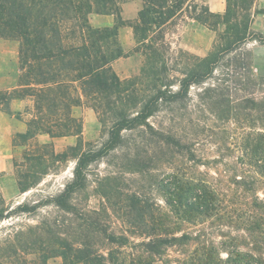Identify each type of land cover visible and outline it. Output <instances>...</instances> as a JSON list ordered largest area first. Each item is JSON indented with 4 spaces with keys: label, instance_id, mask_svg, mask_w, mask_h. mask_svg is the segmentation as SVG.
<instances>
[{
    "label": "rangeland",
    "instance_id": "374dc122",
    "mask_svg": "<svg viewBox=\"0 0 264 264\" xmlns=\"http://www.w3.org/2000/svg\"><path fill=\"white\" fill-rule=\"evenodd\" d=\"M119 1L125 24L115 40L122 53L110 62L118 81L99 87L65 76L61 94L77 100L75 104L57 100L37 113L27 88L18 86L19 43L0 38V264H39V254L62 239L75 246L86 240L101 251L118 248L106 244L104 232L141 241L148 229L145 219L153 213L141 218L129 208L125 212V206L138 196L148 205L165 207L158 185L172 172L203 179L216 189L218 200L208 215L190 221L171 214L176 235L185 233L189 240L172 246L166 263L154 264H193L189 259L200 246L201 264H226L228 258V264H264V174L239 158L238 147L249 126L260 127L264 117L248 107L236 110V103L250 94L234 88L251 75L264 77V44H241L221 59L212 77L172 97L185 73L223 45L231 30L225 23L210 28L180 14L139 42L131 24L141 0ZM195 2L221 19L225 0ZM250 12L249 30L264 35V0H254ZM88 19L93 27H111L115 16L91 13ZM263 89H255L256 95ZM159 91L167 100L152 103L145 125L122 130L112 149L84 165V184L72 195L74 209L56 207L53 202L71 181L78 156L102 148L112 123L133 116ZM35 116L42 117L51 133L24 135ZM62 125L74 127L70 134L54 135ZM211 245L213 252L206 250ZM203 250L211 254L208 263H203ZM46 263L63 260L52 256Z\"/></svg>",
    "mask_w": 264,
    "mask_h": 264
},
{
    "label": "trees",
    "instance_id": "16d2710c",
    "mask_svg": "<svg viewBox=\"0 0 264 264\" xmlns=\"http://www.w3.org/2000/svg\"><path fill=\"white\" fill-rule=\"evenodd\" d=\"M253 1L225 0V9L220 19L218 14L211 12L204 4L198 5L195 0H141L137 18L131 24L139 42L148 38L149 31L160 29L180 14H186L210 28L225 23L231 30L230 38L223 45L215 52L199 58L198 63L185 73L178 81V91L174 92L172 97L186 93L191 84L200 81L202 83L212 77L221 59L234 52L241 44L248 40L264 44V35L249 30ZM119 2V0H0V38L14 39L19 43L22 71L18 77V86L27 88L24 89L25 94L34 98L37 113H42L45 103L50 106V103L59 100L67 106L77 102L69 95L61 94L65 76L70 77L68 79L73 82L83 80L84 84L93 83L99 87L117 83L118 79L111 70L110 62L122 53L115 40L118 28L125 24L119 14ZM91 13L111 14L115 16V21L111 27H93L88 19ZM155 80L161 81L160 74L156 75ZM263 86L264 77L256 75L246 78L244 84H236L235 89L246 91L251 96L242 97L241 102L236 103V110L241 106L248 107L255 113L261 111L264 117V89L260 96L256 95V90ZM226 90H231V87H226ZM160 99L167 100L161 91L150 96L133 116L115 120L102 148L92 154L81 153L78 156L71 181L64 185L53 202L56 207L64 211L74 209L72 195L84 184V165L112 149L118 143L122 130L145 125L152 114V103ZM42 121V117H33L27 123L24 135L30 132L33 135L39 131L51 133L50 126ZM262 121L258 128L253 126L254 124L249 126V130L239 138L238 147L239 158H243L248 166L264 174V118ZM73 127L62 125L59 130L52 133L67 135ZM158 187L164 196L165 207L158 203L153 207L138 196H132L124 209L126 212L129 208L141 218L152 211L153 214L145 219L144 228L148 229L141 241L131 242L125 235L104 232L106 244H114L118 248H106V251H101L86 240H79V244L75 246L62 239L60 244L52 246L49 252L39 254V264H47V259L52 256H60L63 264H154L156 261L166 263L168 250L189 240L185 233L176 235L177 224L171 214L173 216L177 214L183 221H190L201 214L208 215L218 200V193L203 179H193L174 172L162 176ZM213 249L214 246L211 245L206 250L213 252ZM197 250L201 251V246L193 251V256L189 259L193 264H201V253L197 256ZM207 252L203 250V263H208L211 259V254ZM230 260L226 259V264ZM231 262L247 264L245 261Z\"/></svg>",
    "mask_w": 264,
    "mask_h": 264
}]
</instances>
